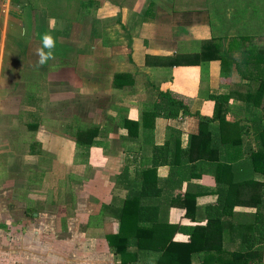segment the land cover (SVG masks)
Masks as SVG:
<instances>
[{
    "label": "crops",
    "instance_id": "1",
    "mask_svg": "<svg viewBox=\"0 0 264 264\" xmlns=\"http://www.w3.org/2000/svg\"><path fill=\"white\" fill-rule=\"evenodd\" d=\"M228 1L0 0V264H43L49 254L60 257L58 264L61 257L69 264L120 263L108 241L119 232L129 193L119 177L127 170L131 179L138 178L142 165L138 154L125 151L119 113L124 109L140 119L143 106L159 100L161 91L208 118L216 109L209 96H229L226 121L210 124V150L193 157L234 163L251 161L261 150L252 182L239 191L246 201L255 196L264 204V0L234 2L239 13ZM41 32L55 38L53 57L45 64L62 66L51 74L58 73L55 82L68 81L69 97H61L102 95L107 89L116 95L104 121L85 126L108 130L88 153L78 148L73 133H45L44 99L48 94L54 100L66 85L33 87L30 72L41 65L36 54ZM106 32L119 43L114 48L105 44ZM76 49L83 50L78 58L71 53ZM86 65L92 68L87 71ZM249 90L259 96L254 102L244 99ZM168 127L187 148L190 136L200 132V121L194 115L157 119L156 146L165 143ZM144 153L149 160L151 150ZM157 180L161 192L146 201L158 205L170 224H205L209 212L224 204L223 187L210 175L190 177L165 165L157 168ZM187 194H197L192 218L184 206ZM256 212L257 206L246 204L234 206L233 213ZM189 238L179 233L175 239ZM193 264L203 263L196 257Z\"/></svg>",
    "mask_w": 264,
    "mask_h": 264
},
{
    "label": "trees",
    "instance_id": "2",
    "mask_svg": "<svg viewBox=\"0 0 264 264\" xmlns=\"http://www.w3.org/2000/svg\"><path fill=\"white\" fill-rule=\"evenodd\" d=\"M173 62H177L176 65L179 63L177 58L173 59ZM248 92L250 93L244 96V99H250V102H254L255 98L259 97L250 90ZM209 98L215 102V115L208 118L201 113L193 114L200 121V132L190 136L187 148L182 146L179 137L176 138L175 131L168 127L165 143L156 146L153 142L150 145L149 150L152 155L149 160L145 159L147 154L145 158L143 157L146 152L144 146L148 143L145 141L146 132L154 137L157 119L177 120L182 116H191L190 108L168 91H161L159 100L143 106L140 119L130 118L127 111L120 118V127L126 131V136H122L124 147L127 148L128 153L140 155L142 167L138 178L131 179L127 170H124L119 177L120 182L129 189V193L118 217L119 232L108 236L110 248L120 259L119 264L132 262L193 264L196 257H199L203 264H250L262 258L264 204L255 196L251 197L250 202L246 201L245 194L239 191V187L252 182V173L258 169L257 155L262 151L253 153L251 161L234 163L227 159L212 161L203 158L197 160L198 158L193 157L210 150V146L207 148L210 143L212 144L210 124L217 120L226 121L224 114L226 109L223 107L229 102V96L212 95ZM107 131L95 125L85 127L80 123L72 127L77 146L85 153L98 144V138L107 136ZM165 165L189 173L190 177L196 175L200 178L203 174L210 175L223 187L224 204L220 209H212L209 212L205 224L190 227L170 224L162 218L158 205L146 201L148 197L153 196V193L161 192L158 188L157 168ZM184 178L185 176L182 177ZM196 197L197 194L186 196L184 206L188 211V218L193 217ZM246 204L257 206V212L252 215L253 220L248 223H234L223 219L227 213L228 216L233 215L234 206ZM233 232H237V236H246L247 241L242 248L230 252L224 248V244L228 241V234ZM179 233L187 234L190 238L187 241L175 239Z\"/></svg>",
    "mask_w": 264,
    "mask_h": 264
},
{
    "label": "rangeland",
    "instance_id": "3",
    "mask_svg": "<svg viewBox=\"0 0 264 264\" xmlns=\"http://www.w3.org/2000/svg\"><path fill=\"white\" fill-rule=\"evenodd\" d=\"M234 2L241 5V4H246L248 1H245V0H229L228 1V4L230 5V7L233 10H235L237 13H239L240 12L239 9L236 8L239 5L234 4ZM95 18L96 17H94V19ZM87 19L92 20L91 17L86 18V20ZM222 19H224V18H222ZM222 32L225 35H227V31L224 32L222 30ZM44 34H45L44 32L40 33L41 39L43 38ZM100 36H101L100 33L94 34V37H96V38H98ZM104 36L106 37V39H104V40H107V42H108V43H105L106 45L108 44V46L114 48L115 46H117V44H119V43H114L109 39L110 34L108 32H106V34ZM95 42H97V41H93V45L97 44V43L95 44ZM250 44H251V42H250ZM248 47H246V49L244 50V53H243L244 56H247V54H248V51H249ZM193 48H194V46L192 48H189L188 50L193 51L194 50ZM114 50L116 51V49H114ZM82 52H83V50L80 51L79 49H76V52L73 51L71 53H75L74 58H76V57L78 58ZM55 61H58V59H55ZM60 67H62V66L43 64V65H39L37 67L34 66V68H35L34 72H32L33 70L30 72L31 77L34 79V82H35L33 87H35V85L38 84L39 88H42V85H45V87L49 86L50 89H53L57 85L60 86V83L61 84L64 83L66 85L65 90L63 89V92H61L60 95H56L54 97V100L51 101L49 99L48 94L46 95V97L44 99V101H45V103H44L45 104L44 121H45V125L47 128V129H45V131H46L45 133H48L49 131L51 133V131H53L55 133H59L60 135L68 134V133H72V127H70V126H72L74 124L77 125V123H80V124L86 126V125H88V123H95V122L104 121V119H102L101 117L103 116V114L110 112L111 104L115 102L116 95L106 94V92H108V89H107L106 92H103L104 95L103 94L102 95H97V94L95 95L92 92L91 93H85V94H80L77 98L74 97L76 100H74V98L72 99V97L70 99L69 98L67 99L66 97H61V95H63V93H66L67 95L69 94L68 93L69 89H67L68 88V81L63 82V83L62 82H60V83L55 82V79L58 80V78H59L57 75L58 73L54 75L55 78L54 77H52L53 79L51 78V74L53 76V73L56 72L58 70V68H60ZM72 67L73 66L66 65V67H64V68H72ZM86 68H87V71H89L92 68V66L86 65ZM29 69L31 70L32 66H29ZM67 79H68V76L66 75V80ZM206 83H208V81H206ZM101 85L99 86V89H100ZM48 90H49V88H48ZM93 90L96 93L98 91L95 88H93ZM68 97H69V95H68ZM58 98L60 100H58ZM63 101L64 102L68 101L70 104L72 101V104L69 105V103H66L64 105ZM59 103H61V104H59ZM112 112H113V110H112ZM124 113H125V110L120 109L119 118H122ZM128 115H129V112H128ZM108 117H111V115H109ZM75 118H79V121L77 122ZM105 124H103V125H105ZM57 130H58V132H57ZM146 133H147V136L145 137V141L148 143L144 146V149L146 147V152L148 153L150 145H152V143L154 142L155 139L148 131ZM211 145L212 144L210 143V146ZM125 149H126L125 151L128 152L127 148H125ZM100 154H101V152H100ZM139 158H141V157H139V155H138L136 160L137 159L139 160ZM136 163L137 164L134 165V167L132 166L133 168H135L137 165H139L140 162L139 163L136 162ZM226 216H228V213ZM232 216L234 218H232L231 220H234V223L235 222H238V223L249 222V221L253 220L252 219L253 216L251 214H247V213L246 214H244V213H238V214L233 213ZM111 227H112V225H111ZM111 227H110L109 231L114 230L116 226H114V228H111ZM237 234H238L237 232L236 233L233 232L230 235L228 234L229 237L227 238L228 241L226 242L225 248H227V249L229 248V249L236 251L237 249L243 247V244H245V242L247 241V238H246V236L245 237H241L240 235L237 236ZM46 243H48V242H46ZM50 249H51V246L49 245V250ZM65 258L66 257H61V262H60L61 264H69L68 259H65ZM59 260H60V257L59 258L58 257H52L51 254H49V255H46V258H45V261L43 264H58ZM79 264H80V262H79Z\"/></svg>",
    "mask_w": 264,
    "mask_h": 264
},
{
    "label": "clouds",
    "instance_id": "4",
    "mask_svg": "<svg viewBox=\"0 0 264 264\" xmlns=\"http://www.w3.org/2000/svg\"><path fill=\"white\" fill-rule=\"evenodd\" d=\"M55 48V38L51 34H44L42 38V46L37 49L38 63L43 65L53 57Z\"/></svg>",
    "mask_w": 264,
    "mask_h": 264
},
{
    "label": "flooded vegetation",
    "instance_id": "5",
    "mask_svg": "<svg viewBox=\"0 0 264 264\" xmlns=\"http://www.w3.org/2000/svg\"><path fill=\"white\" fill-rule=\"evenodd\" d=\"M250 264H264V253H263L262 258L260 260H257L253 263H250Z\"/></svg>",
    "mask_w": 264,
    "mask_h": 264
}]
</instances>
